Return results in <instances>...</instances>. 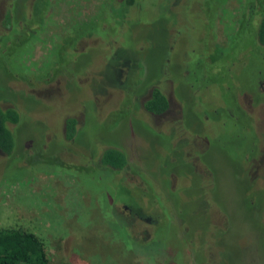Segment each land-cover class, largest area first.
Here are the masks:
<instances>
[{
	"label": "rangeland",
	"instance_id": "obj_1",
	"mask_svg": "<svg viewBox=\"0 0 264 264\" xmlns=\"http://www.w3.org/2000/svg\"><path fill=\"white\" fill-rule=\"evenodd\" d=\"M33 1L0 0V106L15 108L21 118L11 126L16 154L10 160L0 156V228L34 234L49 264H145L146 257L165 264L170 256H177L174 264H195L196 248L205 261L215 256L213 264H264V96L254 105L250 94L236 98L227 91L251 85L245 92L254 95L258 80L263 93L264 56L256 51L261 73L225 75L215 84L202 73L194 77L190 56L204 54L200 8L214 2L211 31L223 40L236 29L245 0H138L140 11L132 6L128 22L120 24L118 12L110 14L113 0H42L37 32L25 45L5 34V15L11 7L21 23ZM92 19L103 21L105 29L94 33L93 20V35L73 43L80 55L71 56V71L62 66L70 61V47L61 53L60 67L47 68L55 49L85 33L81 24ZM166 45L167 57L160 56ZM132 50L140 59L131 68L138 77L126 76L123 65ZM182 53L188 56L184 63L178 60ZM17 65L27 75L47 69V76L30 82ZM154 87L168 100L160 117L140 109ZM70 115L79 135L64 144L60 122ZM108 145L125 152L129 168L123 180L138 185L136 192L146 196L143 205L157 218L142 258L114 233L124 219L114 212L120 204L110 201L128 202L122 181L101 169L82 175L81 167L54 170L58 163L47 162L54 156L77 165ZM138 224L132 232L140 231Z\"/></svg>",
	"mask_w": 264,
	"mask_h": 264
},
{
	"label": "trees",
	"instance_id": "obj_2",
	"mask_svg": "<svg viewBox=\"0 0 264 264\" xmlns=\"http://www.w3.org/2000/svg\"><path fill=\"white\" fill-rule=\"evenodd\" d=\"M45 1V0H44ZM113 6L110 7V14L115 11L118 12V17H120L118 24L123 23V20L127 23L128 21L127 16L132 6L135 7L132 11L137 12L140 11L138 7V0H113ZM211 2H213L211 0ZM40 3V5H38ZM222 4V3H221ZM220 5V4H218ZM217 5V9H218ZM109 6V5H108ZM46 7L45 4H43L42 0H34L30 7H28L30 15L29 16H22L23 21L21 23L18 22L16 14L14 9L12 10L11 7H9V11L5 15V34H8L10 36L15 35L18 36V39L20 40L21 44H25L33 37L38 28V22L40 21L42 10ZM113 7L115 8L113 10ZM118 7V8H116ZM214 2L211 7H207L202 9V16L203 21L206 23V27H204L203 33L199 38H203L201 45L204 48V54L201 57H195L193 56V53L190 55L192 60L191 67L194 68L195 75L194 77L197 78V74L201 76L200 73L204 74L202 75L204 78L208 77L210 81L208 83L215 84L219 81L220 78L227 75L231 78L239 79L240 77L243 78H251L255 71L261 73V67L262 62L258 60L256 51H259L262 56H264V0H245L242 5L241 14L239 15L236 23V29L234 32L228 36V38L223 40H218L213 32L211 31L210 22L213 21L214 18ZM108 9V8H107ZM106 9V10H107ZM216 9V10H217ZM113 11V12H112ZM108 12V11H107ZM114 12V13H115ZM171 12V11H170ZM114 15V14H113ZM17 20V21H16ZM95 20L92 19L89 22L82 23L81 26L83 28H87L85 33L79 34V32L71 38H69L64 45L58 47L55 49L52 57L55 58V62L53 65H48L47 68L50 69L56 67H60L58 65L59 58L61 56V53L65 50H67V47L71 48V54L68 57L69 60H65L62 64L63 69L65 72L71 71V67L69 64H73L72 61L76 60L77 54L73 50V43L82 37L93 35L92 34V28L90 23ZM96 21V20H95ZM202 21V22H203ZM17 22V23H16ZM97 24L93 25L97 32H94L98 35H100V31L105 29L103 27L102 23L103 21H96ZM102 22V23H101ZM81 26L79 28H81ZM88 26V27H87ZM92 26V27H93ZM108 27V24L105 25ZM77 28V31L78 29ZM76 30V29H75ZM74 32V31H73ZM72 32V33H73ZM71 33V34H72ZM91 33V34H90ZM71 34L69 36H71ZM99 37V36H98ZM100 38V37H99ZM199 39V40H200ZM172 40V38H171ZM214 43L213 45H209L208 42L211 41ZM70 43L69 46L66 44ZM25 47V46H24ZM23 47V48H24ZM167 45L162 49V54H165V57L168 55V49ZM22 48V49H23ZM22 49L19 51L21 52ZM189 52V50H187ZM74 54V55H73ZM184 54V56H183ZM20 55V53H19ZM254 57L253 59L251 58ZM126 61L123 60V65L126 68V71H128L126 76H130L132 74H135V76L138 77V70L132 72L131 68L133 65L137 64V62H140V59L138 60V54L136 53V50H132L131 54L125 55ZM165 58L163 57L162 60H160V64L165 68L163 60ZM188 60V56L186 53H182L178 60L180 63H184V60ZM264 62V60H262ZM128 62V63H125ZM140 66V65H139ZM160 65L157 66V69ZM160 66V72H162V67ZM254 67L251 71L245 72V69H248V67ZM68 67V68H67ZM18 74L22 78H28L30 82L39 81L40 79H44L47 75V69L41 72H37L35 74H29L27 75L25 72L21 70L19 65H17ZM66 69H69L66 71ZM178 74V73H177ZM125 76V77H126ZM212 78V79H211ZM261 78V77H259ZM199 79V77H198ZM248 80V79H247ZM257 81L254 86V95H252L249 92H245L246 87L249 86H241V90L235 91L232 89L227 90L228 92L237 93L236 98L238 95H241L242 93L250 94L253 98V104L256 105L258 103L263 102V96L264 92L260 93L259 90H257ZM232 87V85H229ZM134 87H136V83L132 85V90L134 91ZM174 87V85H173ZM208 87V86H206ZM176 91V89H175ZM237 104V102H236ZM145 112L152 114V115H159L163 113L167 107H168V101L163 94V92L160 90V88L154 87L150 90L149 97L146 101L143 102L142 105ZM237 110L240 111L242 114H244L243 111L240 110V108L236 105ZM242 116V115H241ZM20 113L12 107H1L0 106V156L4 157V159L13 158L16 154L17 150V135L11 128V126L18 125L20 122ZM105 121V120H103ZM59 123V121H58ZM62 124L63 132L62 136L60 137V142H63L64 144H68L70 142H73L76 138V135L78 134L77 130V121L73 116L65 117L62 120V123L60 122V125ZM107 126V123H104ZM59 125V124H58ZM111 127V125H110ZM58 128V127H57ZM264 149V147H263ZM99 151L97 153L91 154L89 156V159L85 162L81 161L80 164L75 165L74 161L70 164H65L62 161H57L52 156L53 160L47 159L48 165H52L51 161L56 163V169L54 170H63V167L65 171L78 169V167H81L82 169V175H89L92 170H103L108 171L112 173V176L116 178V180H121L122 185L125 186L122 192L125 194L127 203L122 204L121 202H115L110 201L112 206H117L120 204V207H117L114 212L120 215L121 218L124 219V221L118 222V227L114 228V233L117 235L118 239L121 242H126V244L131 248H133L135 255H137L139 258H142L141 256L147 255L148 247L151 245V240L153 239V233L151 228L158 229V226H156V215L151 212L148 209L147 203L143 205V201L146 200L145 193L139 195L136 191L141 190L138 185H132L128 182L123 180L124 174L127 172L129 166H128V160L126 157L125 152L116 146H104L101 149H98ZM40 151V150H39ZM264 152V151H263ZM37 152H35L36 154ZM44 154V152H41ZM40 153V154H41ZM256 153V152H255ZM256 153L257 155H260ZM33 154V155H35ZM47 155V153L45 152ZM80 156V155H78ZM94 156V157H93ZM81 158V157H80ZM84 158V157H83ZM86 159V158H85ZM41 160V159H40ZM82 160V158H81ZM60 167V168H59ZM65 173V172H64ZM144 188V187H143ZM139 189V190H137ZM105 204V201L104 203ZM125 214V215H122ZM125 220H127L125 222ZM135 223L138 224V229L140 230L137 233L132 232L131 228L132 225ZM141 224L145 225L146 229H144ZM126 232L127 236L124 235V231ZM184 233H186L185 230H183ZM264 238V234H263ZM264 241V240H263ZM129 244H128V243ZM199 248H196V250H193L192 256L194 257L193 262L195 264H213V261L215 259V256L209 257L206 256V261L203 255L199 252ZM208 255V254H207ZM176 257L170 256L165 264H168L171 262L174 264V261L176 260ZM145 264L152 263L155 264V260H158L157 257H146ZM0 264H49L48 260L45 255L44 248L42 246V243L40 240L32 233L22 230L21 228H0Z\"/></svg>",
	"mask_w": 264,
	"mask_h": 264
},
{
	"label": "flooded vegetation",
	"instance_id": "obj_3",
	"mask_svg": "<svg viewBox=\"0 0 264 264\" xmlns=\"http://www.w3.org/2000/svg\"><path fill=\"white\" fill-rule=\"evenodd\" d=\"M149 94H150V91L148 92L147 96H146V97L140 102V109H141V112H142L143 114L147 115V116H150V117H160V116L164 115V114L166 113L168 107H167V109H166L163 113H161V114H159V115H152V114H149V113H147V112L144 111L142 105H143V102L146 101V100L148 99ZM165 97H166V96H165ZM166 99H167V98H166ZM167 101H168V100H167Z\"/></svg>",
	"mask_w": 264,
	"mask_h": 264
}]
</instances>
